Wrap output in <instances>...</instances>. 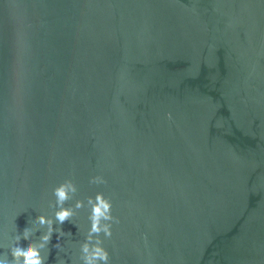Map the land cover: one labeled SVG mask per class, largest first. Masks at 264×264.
I'll return each mask as SVG.
<instances>
[{"label": "water", "instance_id": "water-1", "mask_svg": "<svg viewBox=\"0 0 264 264\" xmlns=\"http://www.w3.org/2000/svg\"><path fill=\"white\" fill-rule=\"evenodd\" d=\"M97 192L108 264H264V0H0V258Z\"/></svg>", "mask_w": 264, "mask_h": 264}, {"label": "clouds", "instance_id": "clouds-1", "mask_svg": "<svg viewBox=\"0 0 264 264\" xmlns=\"http://www.w3.org/2000/svg\"><path fill=\"white\" fill-rule=\"evenodd\" d=\"M166 115L171 118V114ZM89 183L102 184L105 181L101 176H93L90 178ZM76 191L77 187L70 179L64 180L52 189L57 209L54 212L56 224L62 225L64 222L70 221V218L76 214L75 210L85 206L83 201L76 200L74 207H65V202L71 199V195ZM86 199L90 209L88 216L90 226L84 242L80 244V259L82 264H108L109 254L102 247L103 242L100 234L103 233L105 238H110L112 235L111 222L119 223V220L112 216L111 201L103 193L97 192L94 197L89 196ZM35 222L46 228L38 240H31L34 234L33 230L28 226L25 227L21 233L13 238V244L8 252L0 258V264H46L47 256H42L41 250L48 247L53 232L57 233V240L63 237L65 232L60 228H54V221L50 217L38 215L35 217ZM21 240L28 241V243L22 246L20 244ZM53 247L59 249L60 244L57 243ZM9 256L11 259H9ZM57 264H65V261L60 260Z\"/></svg>", "mask_w": 264, "mask_h": 264}]
</instances>
